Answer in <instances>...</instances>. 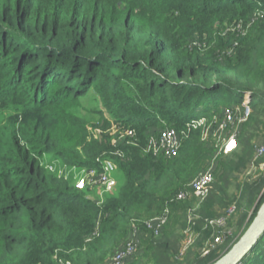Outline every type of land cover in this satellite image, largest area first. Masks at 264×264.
<instances>
[{"label":"trees","instance_id":"16d2710c","mask_svg":"<svg viewBox=\"0 0 264 264\" xmlns=\"http://www.w3.org/2000/svg\"><path fill=\"white\" fill-rule=\"evenodd\" d=\"M251 86L264 88V0H0V264H105L131 222L143 227L167 207L159 240L143 227V264L217 261L233 242L192 261L169 243L196 204L199 232L219 208L227 214L226 172L244 165L253 145L242 133L264 109V91ZM245 101L254 113L229 156L201 128L174 158L144 152L152 128L180 130ZM129 128L135 136L115 154ZM48 154L60 160L56 171ZM105 157L117 164L116 188L78 189L73 168L100 171ZM214 158L220 188L176 201ZM245 190L248 227L264 203V176ZM241 264H264V234Z\"/></svg>","mask_w":264,"mask_h":264},{"label":"built area","instance_id":"2783aa9c","mask_svg":"<svg viewBox=\"0 0 264 264\" xmlns=\"http://www.w3.org/2000/svg\"><path fill=\"white\" fill-rule=\"evenodd\" d=\"M242 26V24H239L232 27V29H241ZM251 112L252 110L250 106L245 101L240 105H231L230 107L225 108L222 116H214L212 120L207 117L194 119L188 122L186 126L180 130L172 126H165L160 129L157 134L148 137L144 152L146 154H153L154 156H163L168 159L174 158L180 154L184 141L189 137L190 131L192 129L201 128L202 139L208 140L210 136H213L216 144L219 146V154L231 153L238 146L237 135L240 131V126L249 119ZM122 134L127 137L126 142L129 143L128 138L134 137L136 132L134 129L129 128L122 132ZM115 145L116 147L118 146V148L114 153L122 155V150L119 147L121 142L120 139L118 140V137L115 139ZM259 152L262 153L263 149H259ZM215 158L206 170L200 172L190 183L186 184L185 187L180 190L175 197L176 201L189 199L193 196L204 200L209 196L214 182ZM99 160L102 169L99 171L95 168H88L84 176L85 178H81L76 183V187L78 189H92L94 186H99L102 188V190L99 191L102 196L104 193L112 191L117 186L118 179L115 175L117 165L109 157ZM169 214L170 209L167 207L158 216L147 219L144 222L143 227L152 231L156 236L160 235L169 220ZM224 222L225 217H219L210 220L208 224L214 228L213 224L222 225ZM194 224L195 222L190 216L188 219V226L184 231L186 234V241L184 248L180 249L181 255H184L186 253L185 251H187L193 243L194 238L191 229L194 227ZM143 227L135 222H131L129 238L113 253L108 259L107 264H125L129 258H132L138 253L141 247L142 238L146 234ZM224 237L225 236H223V238ZM222 240L221 236L218 235L213 240L208 241L203 249V255H207L211 249L215 247L216 244L222 242ZM59 264H71V262L59 259Z\"/></svg>","mask_w":264,"mask_h":264},{"label":"rangeland","instance_id":"374dc122","mask_svg":"<svg viewBox=\"0 0 264 264\" xmlns=\"http://www.w3.org/2000/svg\"><path fill=\"white\" fill-rule=\"evenodd\" d=\"M251 90H256V91H264V88L261 87H257V86H251L250 87ZM254 111L251 112L250 116L253 115ZM1 115L5 116L6 112L1 111ZM254 121H252V123L248 126V128L245 130L244 133H242L241 131H239L238 135H243V137H245L244 141H251V144L253 145L252 148L248 151L246 159L244 160L245 163L243 166H240L239 168H235L231 171L226 172V178L227 181H229L225 186L224 189H222L224 192H226V199L229 201V211L227 210V214H223L225 210L221 209V208H217L218 212H219V217H225V222L222 225H216L213 224L214 228L212 226H210L208 223L210 220L212 219H216V218H210V219H202L203 223L201 224L200 228V232L196 229H194V227L191 229L193 231V243L191 245V247H189V249L187 251H185L186 253L184 255L180 254V249L184 248L185 245V241H186V234H185V229L184 228H179V230L175 233V235L171 238L170 240V248L178 255L179 260H183L185 259V256H188V261H192L194 260L193 257L195 255V253H199V252H203L204 247L206 246L208 241L213 240L216 236L220 235L221 238L223 239L222 242L216 244L215 247H213L211 249V251L207 254V255H203V257L208 256L212 251L218 249L221 246H225L226 242L230 240V242H233V245L242 237V235L245 233V231L247 230L246 223L248 221V219L246 220V222L241 225V216H243L245 211L249 210V214H252V208H250V206L247 203L246 197H245V189L247 187V184L249 182H253L255 180H257L260 177L264 176V109L260 112L254 113ZM249 120V119H248ZM158 129L157 128H152L150 135L153 134H157L158 133ZM117 131V130H115ZM124 130H122L123 132ZM122 132L119 133L118 140L120 139V142L122 143V141L125 143L127 141V137L124 136V134H122ZM237 135V148L234 150L236 151L237 149H239L240 147V142H239V137ZM263 149V152L260 153L259 149ZM242 150V148H241ZM241 150H239V152H241ZM233 151V152H234ZM232 153V152H231ZM230 153H228L227 156H229ZM238 155H241V153H239ZM237 159L235 157V159L233 160L235 163L237 162ZM45 161H46V165L47 167L51 170V171H56L57 169L60 168L61 163L60 160L56 159L53 155L48 154L45 157ZM117 165V164H116ZM216 166V163L215 165ZM216 169V167H214V170ZM88 170L87 167H75L72 170V173L74 175V183L76 185V183L81 179V178H85V173ZM217 170V169H216ZM118 171V170H117ZM115 173V175L117 177H119L120 175L117 173ZM216 172V171H215ZM220 188V185H216V181H215V175H214V182L212 185V190L210 191L212 193V191L215 188ZM89 189V193H93V192H99L100 190H102L101 187L99 186H94L92 189ZM210 196V194H209ZM199 201H203L201 199L198 198ZM200 204V203H199ZM199 204H196L193 208H191L187 214V217L189 219V217H192V220L196 223L197 225V220L199 219L200 215L198 213V208H199ZM226 213V212H225ZM223 214V215H222ZM196 219V221H195ZM195 225V224H194ZM212 227V228H211ZM212 231H211V230ZM210 233V235H207L206 233ZM223 236H225L223 238ZM160 236H156L154 237L155 240H159ZM228 237V238H227ZM232 238V239H231ZM234 241H236L234 243ZM232 248V246H231ZM230 250V249H229ZM227 250L226 253L229 251ZM142 252V247H140L137 255L138 257H136V259H134L133 261H129V259L127 260V262H125V264H143L145 262V260H142L141 256L143 255ZM140 255V256H139ZM108 259L106 260L107 264ZM195 263V261H194ZM214 263V262H213ZM211 263V264H213ZM155 264H166L165 262V258L161 257L158 259L157 262H155ZM198 264V263H197Z\"/></svg>","mask_w":264,"mask_h":264},{"label":"water","instance_id":"95a60500","mask_svg":"<svg viewBox=\"0 0 264 264\" xmlns=\"http://www.w3.org/2000/svg\"><path fill=\"white\" fill-rule=\"evenodd\" d=\"M264 234V203L258 210L257 215L232 248L221 256L213 264H241L243 259L252 251Z\"/></svg>","mask_w":264,"mask_h":264},{"label":"crops","instance_id":"0c3cea01","mask_svg":"<svg viewBox=\"0 0 264 264\" xmlns=\"http://www.w3.org/2000/svg\"><path fill=\"white\" fill-rule=\"evenodd\" d=\"M211 164V163H210Z\"/></svg>","mask_w":264,"mask_h":264}]
</instances>
